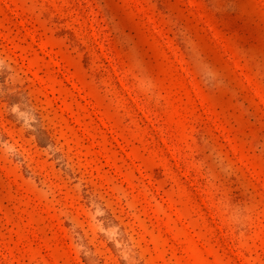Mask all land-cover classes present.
Instances as JSON below:
<instances>
[{
	"label": "rangeland",
	"instance_id": "1",
	"mask_svg": "<svg viewBox=\"0 0 264 264\" xmlns=\"http://www.w3.org/2000/svg\"><path fill=\"white\" fill-rule=\"evenodd\" d=\"M0 264H264V0H0Z\"/></svg>",
	"mask_w": 264,
	"mask_h": 264
}]
</instances>
